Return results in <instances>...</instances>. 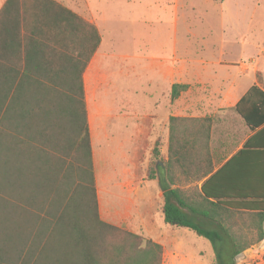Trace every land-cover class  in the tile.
<instances>
[{
    "label": "trees",
    "instance_id": "obj_1",
    "mask_svg": "<svg viewBox=\"0 0 264 264\" xmlns=\"http://www.w3.org/2000/svg\"><path fill=\"white\" fill-rule=\"evenodd\" d=\"M100 42L94 23L56 0L0 8V264H161L160 243L99 216L83 73ZM186 88L173 84L170 99ZM235 110L254 133L217 170H197L207 176L200 209L179 187L160 206L166 224L210 242L215 264H237L264 239V85H251ZM203 119L205 131L189 127L199 118L170 116L166 151L158 140L151 149L171 186L187 136L209 138ZM244 156L257 157V174L235 167Z\"/></svg>",
    "mask_w": 264,
    "mask_h": 264
},
{
    "label": "rangeland",
    "instance_id": "obj_2",
    "mask_svg": "<svg viewBox=\"0 0 264 264\" xmlns=\"http://www.w3.org/2000/svg\"><path fill=\"white\" fill-rule=\"evenodd\" d=\"M60 1L94 23L101 36L83 73L86 107L92 105L90 93L98 87L96 97L104 100L106 111L112 113L121 103L126 104L134 123L146 113L160 123L166 107L170 111L172 108L170 84L151 67L154 58L157 61L163 58L168 65L173 53L182 55V60L184 56L195 62L222 59L232 63V73L238 82L250 78V74L239 73L241 65L249 63V57L255 65L264 59V0ZM258 66L263 70L257 68L255 72L260 83L264 62ZM167 130L166 121L164 133L158 137L160 152L165 151ZM145 142L138 146L132 171L126 175L120 169L131 168L129 147L123 150L127 153L125 159L116 157V151L106 147L97 170L93 166L100 218L127 230H130L127 223H135L138 214L146 216L147 200L157 191L156 181L143 180L150 168L155 170L159 160L151 154L154 143ZM161 218V213H153L149 224L162 225ZM172 228L165 232L168 237L160 240L165 243L161 264H215L208 240L188 228L183 227L184 232L179 227ZM262 242L251 246L249 251L246 249L245 256L243 253L236 257V263L264 264Z\"/></svg>",
    "mask_w": 264,
    "mask_h": 264
},
{
    "label": "crops",
    "instance_id": "obj_3",
    "mask_svg": "<svg viewBox=\"0 0 264 264\" xmlns=\"http://www.w3.org/2000/svg\"><path fill=\"white\" fill-rule=\"evenodd\" d=\"M4 1L0 0V8ZM56 1L61 2L62 5L78 13L64 2L60 0ZM181 56L173 53L172 61L169 62L171 65H168L167 60L165 62L163 58H159V61L154 58L150 62L151 67L156 68L162 79L167 84H170V89L175 83L187 85V88L180 92L177 98L170 99V101H173L171 111L167 106L162 120L160 118V123H155L152 118L154 116L148 113L143 114L141 121L138 120L134 123L132 121L134 120L133 113L130 109H125L126 104L123 103L118 105L114 112L108 113L106 111L107 106L103 103L104 100H99L100 98L97 99L96 97L98 87L90 93L93 97L91 100L93 101L90 108L88 104L86 107L87 120L94 169L97 170L99 159L100 157L103 158V150L106 147L115 150L116 157L118 155L124 159L127 158V153L123 150L129 147L131 154L129 153L128 159L131 163V168L120 169L121 173L126 175L128 171H132L137 153L136 150L139 148L138 146L143 141H146L145 143H149L150 141L152 144L155 143L158 137L163 135L164 124L166 121L168 122L170 116L178 118H199L196 122H190L189 127H195L203 131H205L208 124L203 118H210L209 138L206 139L203 134L199 133H190L187 136L188 143L180 149V155H187V157L181 158L179 163L175 165L172 172L175 183L173 186L170 185V188L179 187L182 189L181 198L191 203L196 209H200L196 202L200 198L198 190L207 176L197 179L195 177L197 176V170L208 168L210 165H212V171L217 170L225 161L241 149L244 142L254 133V130L250 129L236 112L235 105L251 85L255 84L260 87L264 85V74L261 75L260 83L255 76L257 68L263 71L257 65L263 63L264 59L259 60L258 64L255 65L254 61H251L249 57V63L242 64L239 73L243 76L250 74V78L247 82H238L235 74L232 73L231 62L222 59L210 62L203 60L195 62V60L190 61V59L184 58V56V60H182ZM209 64L211 67H208ZM109 122L111 124L107 127ZM207 149L210 154V158L208 159ZM165 151L162 150V152ZM258 166L257 157L251 156L249 158L244 156V158L236 162L235 167L242 170L249 169L257 174ZM114 170L117 169L115 168ZM143 180L144 182L156 181L157 183L156 174L155 179L148 180L144 178ZM162 194L163 192L157 184V191H154V196H150V199L147 200L146 216L140 213L135 219V223L128 222L127 224L131 231L141 233L153 241L160 243L165 248L164 241H160L168 237L165 235V232H168V229H173L172 227L179 226H171L163 221V216L160 211L163 200ZM151 201H153L154 205ZM153 213L158 215L161 213L162 223L164 224L156 223L157 226L150 225L149 222L152 220ZM201 222L205 227L212 226V223L208 221ZM184 228L179 227V231L184 232L181 230ZM251 248L248 249L250 250ZM243 253L245 256L247 253L246 250L237 257L240 258ZM238 258H236V261Z\"/></svg>",
    "mask_w": 264,
    "mask_h": 264
},
{
    "label": "water",
    "instance_id": "obj_4",
    "mask_svg": "<svg viewBox=\"0 0 264 264\" xmlns=\"http://www.w3.org/2000/svg\"><path fill=\"white\" fill-rule=\"evenodd\" d=\"M155 174L158 187L162 192L168 190L170 188V184L168 183L166 177V169L162 161L157 160L155 163Z\"/></svg>",
    "mask_w": 264,
    "mask_h": 264
}]
</instances>
